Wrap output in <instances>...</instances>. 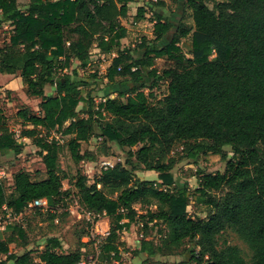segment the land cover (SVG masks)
<instances>
[{
  "label": "trees",
  "instance_id": "obj_1",
  "mask_svg": "<svg viewBox=\"0 0 264 264\" xmlns=\"http://www.w3.org/2000/svg\"><path fill=\"white\" fill-rule=\"evenodd\" d=\"M17 1L0 0V26L8 23L11 27L7 43L0 46V74L19 77L25 94L40 99L41 115L23 108L17 116L23 127L19 138L29 139L39 150L46 178L34 182L28 172H17L9 194L0 182V208L6 205L20 212L28 203L46 199L52 209L62 196L61 147L47 140V134L41 136L40 130L74 135L67 147L79 161L80 143L93 135L95 120H104L100 126L103 142H113L120 149L139 145L136 152L128 151V157H134L135 169L157 173L158 181L135 178L120 163L102 169L91 185L85 176H77L74 187L79 204L110 220L109 234L95 264L121 258L126 245L119 234L139 218L135 205L145 208L140 217L144 224L160 222L166 229L164 246L154 248L143 241L137 253L152 256L166 247L170 255L186 242H194L198 250L190 251V260L196 264H264V0H224L212 8L205 0H186L193 26L180 22L164 45L159 43L173 25L169 18L155 13L153 40L143 39L138 45L142 55L137 59L119 47L126 36L121 20L134 0H28L25 10ZM145 13L144 7H138L134 22ZM188 36L191 58L179 46L181 38ZM93 47L100 54L116 53L105 76L109 84L116 78L122 84L139 83L148 70L150 93L142 85L127 94L103 98L94 107L88 99L87 117L79 118L76 108L84 102L80 87L85 83L76 79V71H62L73 60L84 69ZM160 58L172 65L158 73L153 66ZM158 80L167 81V93L152 104L151 90ZM46 86L55 87V95L46 96ZM14 137L0 107L2 154L20 153L22 146ZM177 144L190 159L231 148V158L221 156L223 173L199 172L192 196L206 206L204 219L187 214L189 195L185 188L174 185L171 170L176 160L170 153ZM102 188L119 192L113 199ZM228 229L248 246V262L237 246L219 248L217 239ZM7 230L24 238L23 229L17 226ZM10 242L0 232V256H5L0 264H78L83 259L79 249L61 252L56 237L44 241L37 261L30 253L12 254Z\"/></svg>",
  "mask_w": 264,
  "mask_h": 264
},
{
  "label": "rangeland",
  "instance_id": "obj_2",
  "mask_svg": "<svg viewBox=\"0 0 264 264\" xmlns=\"http://www.w3.org/2000/svg\"><path fill=\"white\" fill-rule=\"evenodd\" d=\"M224 0H205V4L212 8L215 3ZM28 0H18L17 5L21 10H25ZM138 7L145 8L144 18L138 22H134V15ZM161 14L163 17L170 19L173 29L165 35L159 45L166 44L172 33L176 30L178 24L182 22L187 27L193 26L190 17V11L186 6V0H134L128 4V14L125 19L121 20V24L126 29V36L120 40V50L128 51V54L134 58L142 55V50H138V45L145 40L151 43L153 40V27L155 24V15ZM11 31L8 23L0 26V46L7 43ZM182 53L187 57L190 56L191 36L181 38L179 44ZM116 57V53L100 54L93 47L88 65L84 69L79 68L77 61L73 60L64 64L63 73H71L76 71V79L85 83L81 85L80 91L84 97V102L80 103L76 110L79 118H86L88 112V99H91L94 107L101 102L103 98L112 95L111 98L117 96L118 93H129L133 87H143L145 93H150L147 89L151 84V79L147 76V71L143 72L142 80L139 83L129 82L122 84L121 78H116L114 84H109L105 78L107 68L111 65L112 60ZM172 62L166 58L156 59L154 68L158 73L169 68ZM7 81L6 75L0 74V107L6 117L7 126L10 131L15 134V139L19 138L22 122L17 116V111L23 108L29 109L36 115H41L39 110L40 99L30 98L25 94V89L18 80L17 76H9ZM58 80L56 77L55 81ZM12 83L11 91L5 90L7 83ZM21 83V84H20ZM157 86L152 88V96L150 102L156 104L167 93V81L158 80ZM46 96L55 95V87L46 86L44 89ZM125 101V96L121 99ZM69 121L64 124L68 125ZM104 124V120L93 123V135L85 142L80 143L79 152L82 159L76 161L70 153L67 143L74 138V135H62L59 132L51 131L46 133L40 130V135L47 134V140L55 141L61 148L59 151V175L62 180V196L56 205L47 212L40 210H31L26 216L24 238H21L16 232L3 231L6 240L11 241L9 250L12 254L22 255L30 253L32 259L38 260V255L42 251L44 241L47 238L56 237L61 243V252L71 253L79 249L83 254L84 261L95 264L99 258L101 247L104 239L109 234L110 220L101 214L93 221L87 220L83 213L85 210L78 201L77 190L74 182L78 175L87 178V185L93 184L101 175L105 162L113 166L120 163L126 169L133 171L135 178L140 180L157 179V173L153 171H144L138 166L134 157H128V151L136 152L140 147L135 146L131 149H120L113 142H103L100 136V126ZM25 139V140H24ZM27 138H19L21 151L15 155L12 152L5 154L0 153V182L2 183L6 194L13 191V176L17 172H28L32 181H40L46 178L45 167L39 155V150ZM174 157L176 163L171 170L174 185L178 188H185L189 195V205L186 208L187 214L191 218L204 219L207 216V208L202 203H196L192 196L194 190L198 186L199 172L215 174L223 173L225 170V161L221 156L226 155L227 159L232 157L231 148L226 146L222 149V154H213L210 152L200 153L196 159H190L185 156L182 151L181 144H177L170 153ZM128 163H127V162ZM158 180V179H157ZM155 181V180H154ZM100 189V185L97 186ZM103 193L110 198H116L119 190L113 188H102ZM139 218L130 226L128 231L119 234L120 241L124 242L126 247L121 253V258L117 261L109 260L104 264H196L190 260V251L195 247L194 242H186L183 247L167 254L166 247L162 253L148 256L146 253L139 255L136 251L141 242L149 244L151 247L164 246L166 229L160 222L144 224V219L140 218L145 215V208L135 205ZM154 210L155 207H150ZM22 229V228H21ZM219 248L224 245L237 246L244 259L248 262L251 258V251L248 246L238 238V236L230 229L224 231L217 239ZM25 243V245H24ZM5 260V256H0V262ZM7 264H14L9 261Z\"/></svg>",
  "mask_w": 264,
  "mask_h": 264
},
{
  "label": "built area",
  "instance_id": "obj_3",
  "mask_svg": "<svg viewBox=\"0 0 264 264\" xmlns=\"http://www.w3.org/2000/svg\"><path fill=\"white\" fill-rule=\"evenodd\" d=\"M104 166L105 167L103 168L112 167L111 165L108 164V162H105ZM31 210H40L43 212H47L50 211L51 208L48 206L46 199L34 200L28 203L27 206L20 212H13L12 210L8 209L6 205H2L0 208V232L5 231L6 228L10 225L24 229L26 224L25 223L26 216L29 214ZM83 215L88 221L89 220L93 221V219L95 220L98 217V214L89 211H85ZM78 264H90V263L88 261L81 260Z\"/></svg>",
  "mask_w": 264,
  "mask_h": 264
},
{
  "label": "crops",
  "instance_id": "obj_4",
  "mask_svg": "<svg viewBox=\"0 0 264 264\" xmlns=\"http://www.w3.org/2000/svg\"><path fill=\"white\" fill-rule=\"evenodd\" d=\"M6 77H7V79H6V80H4L3 82L7 81V80H8V78H10V77H9V76H7V75H6ZM18 80H20V78H19V77H18ZM11 84H12V83H10V82H9V83H7V84L5 85V87H4V88H6L5 90H9V91H11V90H12V89H11V86H12ZM20 84H21V83H20ZM109 97L111 98V97H112V95H110ZM18 140H19V139H18ZM24 140H25V139H24ZM26 140H27V139H26ZM19 141H20V140H19ZM0 153H1V152H0ZM1 154H2V153H1ZM150 180H152V181H154V180H155V181H158L157 179H153V178H152V179H150ZM129 229H130V228H129ZM129 229H128V230H129ZM128 230H127V231H128ZM137 249H139V246H138V248H137ZM139 255H142V253H139Z\"/></svg>",
  "mask_w": 264,
  "mask_h": 264
}]
</instances>
